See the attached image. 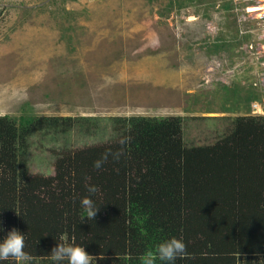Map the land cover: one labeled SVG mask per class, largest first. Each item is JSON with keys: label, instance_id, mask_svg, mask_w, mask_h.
Segmentation results:
<instances>
[{"label": "trees", "instance_id": "16d2710c", "mask_svg": "<svg viewBox=\"0 0 264 264\" xmlns=\"http://www.w3.org/2000/svg\"><path fill=\"white\" fill-rule=\"evenodd\" d=\"M88 117L0 116V238L24 233V264H52L61 238L83 244L92 264H142L173 236L188 253L175 264H264V116H234L228 133L193 146L180 116H113L111 140L59 152L53 175L27 170L32 133L66 132ZM86 183L100 188L89 220L79 204Z\"/></svg>", "mask_w": 264, "mask_h": 264}, {"label": "rangeland", "instance_id": "374dc122", "mask_svg": "<svg viewBox=\"0 0 264 264\" xmlns=\"http://www.w3.org/2000/svg\"><path fill=\"white\" fill-rule=\"evenodd\" d=\"M233 9L231 0H0V116L90 120L32 133L27 170L53 175L59 152L111 140L113 116H180L193 146L252 115L254 68L236 51Z\"/></svg>", "mask_w": 264, "mask_h": 264}, {"label": "clouds", "instance_id": "9594fccd", "mask_svg": "<svg viewBox=\"0 0 264 264\" xmlns=\"http://www.w3.org/2000/svg\"><path fill=\"white\" fill-rule=\"evenodd\" d=\"M106 159V156L97 159L93 162V167L101 169ZM85 188L87 195L79 198V204L85 213L82 219L84 220L85 217L88 220L95 219L100 207H97L92 197L100 191V188L93 183H86ZM0 231H3L2 224H0ZM61 240H57L56 245L50 251L52 264H63L64 261H67V264H92L95 257L85 250L83 244H77L75 238L71 242H61ZM24 248V233L12 228L3 238H0V264L9 260L10 257L27 259L28 254L24 251ZM187 254V244L183 238L173 236L157 244L155 251H149L141 257V261L142 264H155V260L158 258L166 264H175L178 258H183Z\"/></svg>", "mask_w": 264, "mask_h": 264}, {"label": "built area", "instance_id": "2783aa9c", "mask_svg": "<svg viewBox=\"0 0 264 264\" xmlns=\"http://www.w3.org/2000/svg\"><path fill=\"white\" fill-rule=\"evenodd\" d=\"M231 3L240 30L236 51L254 68L249 71L253 74L249 84L258 97L250 101V112L264 116V0H231Z\"/></svg>", "mask_w": 264, "mask_h": 264}]
</instances>
